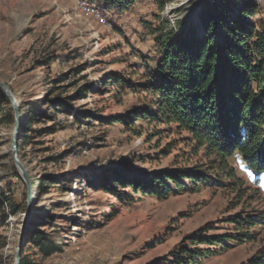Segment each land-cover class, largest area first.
<instances>
[{"label": "rangeland", "instance_id": "374dc122", "mask_svg": "<svg viewBox=\"0 0 264 264\" xmlns=\"http://www.w3.org/2000/svg\"><path fill=\"white\" fill-rule=\"evenodd\" d=\"M83 1L90 3L0 0V82L18 111L14 143V111L4 106L0 114V264H15L22 237L29 264H188L195 253L198 264H250L263 256L264 193L255 194L254 182L240 172L244 185L220 182L202 151L191 152L185 132L139 117L155 109L145 65L159 59V30L177 35L197 28L204 0H174L162 11L156 0H136L123 10H101L105 22ZM252 1L264 25V1ZM234 4L236 14L243 4ZM111 75L121 82L113 84ZM172 171L202 174L205 181L167 199L115 183L118 176ZM244 216L262 221L250 230L251 242H226V251L199 242L228 240L236 233L231 221ZM32 232L60 251L44 257ZM207 250L216 254L203 257Z\"/></svg>", "mask_w": 264, "mask_h": 264}, {"label": "trees", "instance_id": "16d2710c", "mask_svg": "<svg viewBox=\"0 0 264 264\" xmlns=\"http://www.w3.org/2000/svg\"><path fill=\"white\" fill-rule=\"evenodd\" d=\"M135 1L89 0L100 10H123ZM172 1L156 0L161 11ZM235 1L204 0L197 28L190 26L177 35L172 30H159L155 38L159 59L154 67L145 65V89L154 99L155 109L143 111L139 117L167 127L173 125L177 133L185 132L191 152L197 155L202 151L220 182L234 180L244 185L240 172L254 182L252 191L260 195L264 193V25L255 19L260 8L254 1L239 0L242 8L237 7L234 14ZM109 80L113 84L121 82L113 75ZM4 106L13 112L0 89V114ZM204 177L194 172L172 171L145 179L118 176L115 183L134 194L167 199L172 193L196 191ZM40 192L46 193L43 188ZM110 192L120 199V195ZM2 207L0 200V212ZM261 222L260 217H237L231 221L236 233L229 235L228 240L204 238L199 242L224 246L222 251H226L230 248L226 242H251L254 234L250 230ZM29 239L44 257L60 251V245L46 235L32 232ZM213 254L216 253L207 250L203 257ZM197 256L200 254L189 256L188 264H198ZM180 262L183 261L175 260V264ZM20 264H29L22 254ZM250 264H264V255Z\"/></svg>", "mask_w": 264, "mask_h": 264}, {"label": "water", "instance_id": "95a60500", "mask_svg": "<svg viewBox=\"0 0 264 264\" xmlns=\"http://www.w3.org/2000/svg\"><path fill=\"white\" fill-rule=\"evenodd\" d=\"M0 89L5 93V96L8 98V100H9V102L11 104V107H12V109L14 111V117H15L14 138H13V143H14L15 142V136H16V130H17V127H18V111H17V108H16V103L12 99V93H11L10 89L8 88V86L6 84H4L3 82H0ZM12 150H13V160H14L18 170L20 171L22 177L25 180H27V175H26L24 169L22 168L21 164L19 163V161L14 156V145L12 147ZM27 198H28V201H27V214H28V216H27V218L29 219L30 215H31V209H30L31 200H30V195L29 194H28ZM28 226H29V223L27 222L26 229H28ZM24 245H25V241H24V237H22V240L20 241V243L18 244V246L16 247V250H15V264H20V257H21Z\"/></svg>", "mask_w": 264, "mask_h": 264}, {"label": "built area", "instance_id": "2783aa9c", "mask_svg": "<svg viewBox=\"0 0 264 264\" xmlns=\"http://www.w3.org/2000/svg\"><path fill=\"white\" fill-rule=\"evenodd\" d=\"M81 6H82V8H84L88 12L93 13L94 15H96V17H98L100 20H102L103 22H105L104 19H103L102 14H101V10L98 9L95 5L83 1V2H81Z\"/></svg>", "mask_w": 264, "mask_h": 264}, {"label": "bare ground", "instance_id": "6f19581e", "mask_svg": "<svg viewBox=\"0 0 264 264\" xmlns=\"http://www.w3.org/2000/svg\"><path fill=\"white\" fill-rule=\"evenodd\" d=\"M173 8V6L172 7H170V9H172Z\"/></svg>", "mask_w": 264, "mask_h": 264}]
</instances>
